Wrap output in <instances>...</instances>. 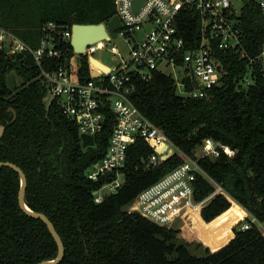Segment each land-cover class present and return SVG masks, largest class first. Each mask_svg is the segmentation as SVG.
<instances>
[{
	"label": "trees",
	"instance_id": "1",
	"mask_svg": "<svg viewBox=\"0 0 264 264\" xmlns=\"http://www.w3.org/2000/svg\"><path fill=\"white\" fill-rule=\"evenodd\" d=\"M115 11L113 0H0V27L35 49L46 22L98 24ZM179 18L185 39L199 40V15L184 9ZM241 19L240 47L245 55L214 48L219 83L202 98L179 94L172 76L159 71L134 81L132 104L162 131L176 154L151 167L147 165L153 153L149 142L133 140L126 150L121 188L100 203L93 192L101 183L90 181L86 173L105 156L113 119L105 121L93 146L83 148L76 120L56 102L44 103L45 87L31 56H8L0 48V125L5 128L0 162H10L25 174L26 206L44 214L63 243L59 264H264V236L255 225L245 231L233 229L220 248H214L194 226L211 249L196 256L178 242L179 229L125 211L139 192L182 164L185 156L194 158L200 144L211 139L232 154L198 159L203 174L193 182L194 201L211 196L217 186L221 189L201 208L202 221H214L236 203L264 222V70L252 61L264 42V16L250 3ZM68 48L69 56V44ZM80 62L79 76L87 79L86 58ZM63 63V58L46 61L43 69L51 71ZM10 73L15 75L14 90L5 82ZM194 88L190 83L187 91ZM18 190L17 173L0 167V264L55 259V241L42 221L20 210Z\"/></svg>",
	"mask_w": 264,
	"mask_h": 264
},
{
	"label": "built area",
	"instance_id": "2",
	"mask_svg": "<svg viewBox=\"0 0 264 264\" xmlns=\"http://www.w3.org/2000/svg\"><path fill=\"white\" fill-rule=\"evenodd\" d=\"M134 1L113 0L116 10L114 16L118 18L121 28L114 30L113 37L107 26L111 18L98 23L104 26L106 37L87 45L80 55L74 53L71 45L74 24L68 26L46 22L35 49L0 27V48H6L8 56L24 53L31 56L40 70L46 94L50 97L49 102H46L45 96L44 103L54 101L59 104L68 117L76 120L79 135L90 136L94 141L105 121L113 119L107 152L86 173L87 179L101 183L99 189L93 192L96 203L121 188L126 150L133 140H155L174 148L162 131L132 104L134 81L146 80L154 71L171 76L174 70L179 69L183 76L180 80H174L177 92L192 98H202L207 89L219 83L220 64L213 55L214 48L238 51L244 56L245 52L240 47L242 13L251 3L264 16V0H140L136 10L133 8ZM184 9L199 15V40L189 38L187 41L183 36L179 15ZM118 38L123 39L126 53H122L113 43ZM68 44L72 51L69 56ZM100 50L110 54L112 66L94 56ZM82 57L86 58L88 65L87 79L79 76ZM62 58V66L51 71L43 69L46 61ZM252 61L258 62L264 70V42ZM168 68L170 72L166 73ZM92 72L96 73L95 77ZM250 81H246V84H251ZM190 83L195 88L187 91ZM221 152L232 154L220 142L204 140L194 158L185 156L182 164L139 192L125 211L167 228H173L176 222L182 224L184 220H191L194 210L199 214L206 201L221 192L217 186L211 196L198 203L194 201L192 185L196 176L203 174L198 159L216 158ZM161 162L159 155L154 152L147 159V165L151 167ZM247 217L249 220L242 221L239 230L245 231L255 225L264 236V222L254 216Z\"/></svg>",
	"mask_w": 264,
	"mask_h": 264
},
{
	"label": "water",
	"instance_id": "3",
	"mask_svg": "<svg viewBox=\"0 0 264 264\" xmlns=\"http://www.w3.org/2000/svg\"><path fill=\"white\" fill-rule=\"evenodd\" d=\"M140 0H135L133 3V8L136 10L138 8ZM109 31L112 33L113 37H115L114 30L117 28H121V25L119 23V20L116 16L112 17L108 23H107ZM72 39H71V45L73 47L74 53L80 55L84 48L89 45L90 43L99 40L101 38L106 37V33L104 31V26L102 24H86V25H81V24H74L72 27ZM4 54L7 53V49L3 48ZM92 76L95 77L96 73L92 72ZM6 85L9 90H14L16 88V83H15V75L13 73H10L6 76L5 78ZM203 88V86H200ZM11 113L13 114V120L16 118V114L14 110H10ZM4 126L0 125V137L3 135L4 132ZM79 138L82 142V147H88V146H93L94 141L93 138L90 136H86L84 134H80ZM149 146L153 149V152L159 155L160 160L166 161L172 156L176 154V151L174 150L173 147L168 146L165 142L157 143L155 140H150L149 141ZM0 167H7L15 171L19 177V190L17 193V202L20 210L28 215L31 218L37 219L42 221L50 235L52 236L53 240L56 243L57 246V256L53 260H46V261H41L40 263L37 264H59L62 261V258L64 256V246L63 243L55 231V228L53 224L50 222V220L42 213L35 212L30 210L25 202H24V197H25V192H26V177L23 171L16 165L10 163V162H0Z\"/></svg>",
	"mask_w": 264,
	"mask_h": 264
},
{
	"label": "rangeland",
	"instance_id": "4",
	"mask_svg": "<svg viewBox=\"0 0 264 264\" xmlns=\"http://www.w3.org/2000/svg\"><path fill=\"white\" fill-rule=\"evenodd\" d=\"M113 43L122 53H126V46L122 38L113 40ZM94 56L107 65H113L110 59V54L104 50H100L99 52L95 53ZM165 72L169 73L170 69H166ZM171 76L174 80H180L183 76V72L181 73L179 69H176L174 70V73L171 74ZM45 96V101L49 102L50 97L47 94H45ZM234 204L237 205L236 203ZM244 214L245 213L241 210L237 211L231 208L230 211L228 210L227 212L221 214L214 221L207 224L200 220L199 215L194 210L191 215V220H184L182 224L180 222H176L172 226L174 229L180 230L179 236L177 238L178 242L185 244L193 255L202 256L204 254V250L206 248L210 249V247H208V245H206L199 237L194 226L214 248H220L231 238L233 229L239 228V224L243 219L241 218V220H239L238 218Z\"/></svg>",
	"mask_w": 264,
	"mask_h": 264
},
{
	"label": "crops",
	"instance_id": "5",
	"mask_svg": "<svg viewBox=\"0 0 264 264\" xmlns=\"http://www.w3.org/2000/svg\"><path fill=\"white\" fill-rule=\"evenodd\" d=\"M210 199H211V198H210ZM210 199H208L204 205H206V204L210 201ZM232 209H235V210H237V211L241 210V211H243V212L245 213V214H244L245 216H244V215H241L240 218H238V219H241L242 217L245 218V217H247L246 215H248V214L246 213V211H245L243 208H241L240 206H238V205H235ZM230 210H231V209H230ZM230 210H229V211H230ZM198 215H199L200 220L202 221V219H201V217H200V212H199ZM244 218H243V219H244ZM238 219H237V220H238Z\"/></svg>",
	"mask_w": 264,
	"mask_h": 264
}]
</instances>
